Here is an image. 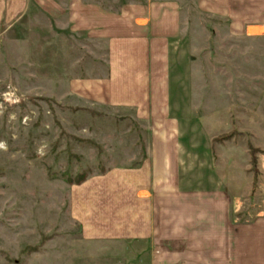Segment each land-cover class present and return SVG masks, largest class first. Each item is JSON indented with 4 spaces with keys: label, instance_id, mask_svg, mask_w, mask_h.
<instances>
[{
    "label": "rangeland",
    "instance_id": "374dc122",
    "mask_svg": "<svg viewBox=\"0 0 264 264\" xmlns=\"http://www.w3.org/2000/svg\"><path fill=\"white\" fill-rule=\"evenodd\" d=\"M99 1L118 8L142 0ZM181 1L172 110L189 148L188 173L213 176L218 146L222 161L234 157L229 174L235 181L249 180L244 164L249 162L253 179L256 168L255 193L264 179V159L258 163L259 154L264 156V39H247L243 24L233 27L231 19L209 13L201 0ZM41 20L48 23L42 15L27 23L23 45L18 34L12 35L17 43L10 75L0 65V264H101L87 256L84 183L137 165L154 128L132 108L91 104L53 83V67L64 65L68 47L73 57L86 50L83 41L55 39L39 30L35 25ZM94 43L86 47L87 56L97 49ZM229 132V139H215ZM228 141L236 144L234 152L233 145L221 144ZM248 143L258 149L255 168ZM79 174H86L80 184L66 180ZM75 193L82 197L78 211L72 207ZM253 195L244 203L253 202Z\"/></svg>",
    "mask_w": 264,
    "mask_h": 264
},
{
    "label": "crops",
    "instance_id": "0c3cea01",
    "mask_svg": "<svg viewBox=\"0 0 264 264\" xmlns=\"http://www.w3.org/2000/svg\"><path fill=\"white\" fill-rule=\"evenodd\" d=\"M201 1L209 13L231 19L233 27L243 24L247 39H264V0ZM183 5L181 0H142L108 8L99 0H0V65L5 74L10 75L17 43L12 35L18 34L23 45L27 23L45 16L48 23L36 22L39 30L55 39L83 41L86 50L73 57L68 47L67 61L63 58L61 68L53 67L51 81L88 103L132 108L154 128L137 165L89 177L83 193L79 191L87 208L90 261L264 264V179L253 202L244 203L251 200L253 185L249 162L243 168L249 180L241 182L229 174L234 157L222 161L218 146L213 176L189 174L186 167L189 148L177 130L171 82ZM89 42L97 49L87 56ZM221 144L236 149L234 141ZM262 159L261 153V165ZM78 198L76 193L71 198L77 211Z\"/></svg>",
    "mask_w": 264,
    "mask_h": 264
},
{
    "label": "trees",
    "instance_id": "16d2710c",
    "mask_svg": "<svg viewBox=\"0 0 264 264\" xmlns=\"http://www.w3.org/2000/svg\"><path fill=\"white\" fill-rule=\"evenodd\" d=\"M232 134H233L232 132L223 133V134L216 136L215 139L217 141H223L225 139H229L230 137H232ZM248 148H249V152H250L251 164L255 168V166L257 165V159L255 157V151H257L258 149L254 148L250 143H248ZM262 151H264V150H262ZM253 171H254V179H253V185H252L253 191L251 193V196L253 195L254 190L256 188V175L258 174V171L256 170V168L253 169ZM85 177H86V174H79L74 180H73V178H66V180L69 181L70 183L74 182L76 184H80L85 180Z\"/></svg>",
    "mask_w": 264,
    "mask_h": 264
}]
</instances>
